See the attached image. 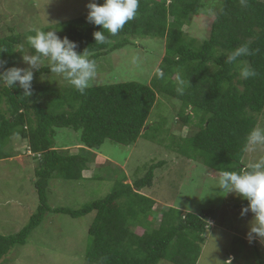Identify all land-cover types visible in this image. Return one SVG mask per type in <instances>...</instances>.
<instances>
[{
  "label": "trees",
  "instance_id": "1",
  "mask_svg": "<svg viewBox=\"0 0 264 264\" xmlns=\"http://www.w3.org/2000/svg\"><path fill=\"white\" fill-rule=\"evenodd\" d=\"M97 2L100 4L103 0ZM219 2V10L209 21L208 33L202 38L185 32L183 26L200 12L203 0H139L136 17L117 35L102 30L107 37L104 44L95 42L93 32L100 28L88 23L87 15L61 21L48 29L76 42L77 52L84 51L94 61L128 44L134 35L163 39L164 54L158 69L164 76L158 78L155 73L148 84L126 81L91 85L84 94L74 87H56L47 78L46 83H32L33 93L27 98L22 97L19 87H0V159L12 157L7 145L16 136L27 142L32 153L38 154L34 155L38 205L20 230L0 234V259L14 246L24 245L46 213L60 212L79 218L94 211L87 229L89 243L83 255L86 264H158L163 260L170 264L197 263L205 238L206 216L213 218L214 212L204 210L196 214L169 207L157 215L155 202L141 190L152 186L153 169L163 161L150 165L143 176L130 183L111 174L112 190L77 208L50 206L47 189L56 177L83 180L82 172L91 163L105 162L103 156L98 157L94 152L105 140L131 146L139 136L152 140L157 133H169L163 121H150V112L159 94L180 103L175 121L178 130L183 124L197 126V131L184 142L196 152L203 165L217 174L242 172L248 167L243 160L246 137L256 126V115L264 108V1ZM245 43L251 55L233 64L226 63L227 55ZM19 44L17 34L0 36V59L7 61L0 72L17 67L23 59ZM25 44L30 55H35L30 44ZM243 66H250L257 75L242 79L240 68ZM49 69V64L40 67L34 77L52 73ZM178 75L184 82L183 94L177 91L181 86ZM53 102L56 103L53 105ZM62 127H70L80 134L81 147L76 154L57 150L54 135L56 128ZM150 129L155 133L149 132ZM172 139L181 141L177 136ZM157 140L161 142L160 138ZM104 165L98 167L104 168ZM112 171L105 169L99 178L110 177L108 172ZM125 176L122 173L120 178L125 180ZM94 178L99 179L96 174L91 177ZM245 205L247 201L242 200L241 206Z\"/></svg>",
  "mask_w": 264,
  "mask_h": 264
},
{
  "label": "rangeland",
  "instance_id": "2",
  "mask_svg": "<svg viewBox=\"0 0 264 264\" xmlns=\"http://www.w3.org/2000/svg\"><path fill=\"white\" fill-rule=\"evenodd\" d=\"M219 1L203 0L200 12L192 15L190 23L183 26L185 32L198 38L204 37L208 33L209 21L219 10ZM90 2L92 0H0V36L17 34L20 38L18 47L23 50L22 57L30 56L28 45L25 44L28 36L35 35L37 30L48 31L61 21L86 16ZM95 2L98 3L97 0ZM129 40L128 44L102 54L95 60L97 72L91 85L126 81L149 83L161 62L165 41L154 36L138 35ZM48 64L47 58H42L40 67ZM17 67L28 68L29 65L21 59ZM34 74L37 75V70H34ZM47 78L56 87L73 88L55 73L33 76L32 83H46L44 80ZM2 85L0 83V87ZM179 105L177 100L159 94L150 112V121H163L169 133H157L152 140L139 136L131 146L105 140L94 151L95 155L105 159V162H100L106 164L104 168L93 162L88 170L82 172L83 180L52 179L47 189L48 204L52 207L77 208L109 193L113 187V181L109 179H113L111 174L122 182L130 183L143 176L150 165L163 161L161 166L153 169L152 186L141 190L142 194L155 202L157 215L168 207L196 214L204 210L214 212L213 218L206 216L208 226L196 264H225L226 261H230V264H264V238L250 233L252 223H255L254 215L251 212L240 215L244 207L241 206L242 199L235 194L220 193L216 186L221 174L203 165L196 152L191 151L184 142L186 137L197 131V126L183 124L178 130L175 121L178 119ZM187 113H190V109ZM256 117V126L264 127V108ZM193 120L196 122L194 117ZM173 136L181 138V141H174ZM79 141L80 134L72 128H56L54 142L60 152L76 154L81 147ZM7 146L13 154L9 159H0L2 235L20 230L38 205L34 187L36 159L27 155V142L18 136L11 138ZM262 156L264 149L256 153L245 151L243 160L248 166ZM105 169L113 171L108 172L110 177L102 180L99 174H103ZM122 173L126 175L125 180L120 178ZM93 174L100 180L91 179ZM93 212L79 218L60 212L46 213L42 222L31 231L26 243L11 248L0 259V264H86L83 255L89 243L87 229L92 223ZM159 220L160 217L155 222ZM158 264L170 263L163 260Z\"/></svg>",
  "mask_w": 264,
  "mask_h": 264
},
{
  "label": "clouds",
  "instance_id": "3",
  "mask_svg": "<svg viewBox=\"0 0 264 264\" xmlns=\"http://www.w3.org/2000/svg\"><path fill=\"white\" fill-rule=\"evenodd\" d=\"M242 4L246 6L245 2ZM138 8L139 0H103V3L100 4L92 0L88 3L86 21L100 28V30L93 32L95 42L99 44L107 42V37L102 30L107 31L112 36L117 35L129 21L136 17ZM27 39L36 53L23 57L24 62L29 67L13 66L6 68L0 72V83L10 89L19 87L22 89L23 98L30 97L33 93L34 70H39L42 58H47L50 65L49 70L61 75L80 94H84L91 86L97 72L96 62L90 59L84 51L78 53L76 42L67 37L61 38L56 31L44 30H37L35 35H30ZM249 55H251L249 45L247 43L241 44L227 55L225 62L233 64L238 62L241 57ZM6 63L7 61L0 59V68H3ZM156 74L158 78L164 76L161 69H157ZM256 75V71L250 66L240 68L242 79L253 78ZM177 79L181 85L177 91L183 94L184 82L179 75ZM244 149L251 153L264 149V127L256 126L249 131ZM27 155L34 157L38 154L32 153L27 146ZM216 187L220 189V193L223 195L231 193L247 201V205L241 208L240 215L244 216L251 212L254 215L253 221L255 223H252L250 233L264 238V156L249 164L242 172H222ZM225 264H230V261H226Z\"/></svg>",
  "mask_w": 264,
  "mask_h": 264
}]
</instances>
